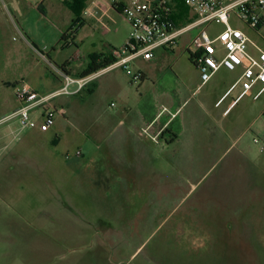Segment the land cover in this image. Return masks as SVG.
Wrapping results in <instances>:
<instances>
[{
    "label": "rangeland",
    "instance_id": "374dc122",
    "mask_svg": "<svg viewBox=\"0 0 264 264\" xmlns=\"http://www.w3.org/2000/svg\"><path fill=\"white\" fill-rule=\"evenodd\" d=\"M112 1L82 2L85 7L75 28L80 53L110 52L127 41L130 25ZM25 3L37 0H0V119L17 105L14 92L18 84L32 82L40 92L48 94L59 75L49 60L59 67L74 52L59 44L46 60L43 53L24 46V40L29 41L21 31L24 24L35 28L32 35L38 40L45 37L53 44L57 36L44 21L33 24L37 16ZM172 14L177 26L194 18L182 3L173 6ZM230 24L242 28L264 50V41L257 33L236 20H230ZM56 25L63 29L64 25ZM222 28L212 24L207 32L214 37ZM193 34H185L166 54L160 63L164 72L161 80L149 75L140 84L117 68L97 77L91 82L94 84L77 94L56 97L52 103L61 115L54 113L50 127L45 126L40 111L33 112L35 124L29 130L20 131L14 121L0 126V130H8V137L0 141V145H8L4 163H0V178L5 179L0 193V264H106V260L121 264L120 259L126 264H264V152L260 153L256 145L252 144L247 153L261 169L246 164L242 167L234 151L199 149L186 155L179 152V158L172 149L158 153L156 158L151 154L149 161H162L163 165L148 167L146 179L141 182L134 181L130 168L106 167L104 147L108 139L111 144L116 139L115 131L110 133L115 123L128 115L153 113L156 102L155 109L159 110L160 101H152L149 94L140 96L147 88L154 83L168 88L178 104L188 98L186 91L177 92L172 72L179 75L182 69V75L193 81L194 65L184 48ZM260 34L264 35V29ZM150 63L132 62L131 73H138L139 68H147ZM214 83L217 76L190 97L180 117L193 109L191 120L195 126L207 123L199 103ZM195 88L196 83L192 90ZM73 89L71 86L70 91ZM179 119L170 126L175 128ZM55 131L60 138L55 152L59 160L64 161L66 152L73 154L76 150L84 156L83 161L97 158L88 165L85 181L73 179L70 170L65 173L66 178L49 188L48 184L18 179L42 176L43 168L26 167L23 162L31 159L33 153L28 148L15 152V147L53 149L50 140ZM15 159L22 165L5 167ZM192 160L195 162L190 166L182 162ZM107 195L116 198L103 200ZM99 219H109L116 225L111 252L92 247L102 233Z\"/></svg>",
    "mask_w": 264,
    "mask_h": 264
},
{
    "label": "crops",
    "instance_id": "0c3cea01",
    "mask_svg": "<svg viewBox=\"0 0 264 264\" xmlns=\"http://www.w3.org/2000/svg\"><path fill=\"white\" fill-rule=\"evenodd\" d=\"M25 4L34 16H37V18H34L33 24L36 26V24L38 25V20L44 21L46 24L52 26L57 36L53 44L47 42L45 37H41L40 40H38V37L32 35V31L35 28H26L25 26L27 24H24L23 28L20 26L22 29L21 31L23 32L24 37L30 41L24 40V46L30 47L40 54H45L47 60L49 59L48 57L50 54L55 52V46L57 47L59 44L61 45V48H73L74 52L71 58L65 60L60 65L62 66L65 64L64 71L49 60L54 68L61 70L63 73H67L72 77H78V74L83 71L89 62V57L91 55L104 52L94 51L85 54L78 51V44L76 42L77 33L75 30L78 23H73L74 15L65 5L64 0H37V3ZM57 23L59 25H64L63 29H60L56 25ZM68 23H70V25H68ZM68 40L71 41V45L67 44L66 41ZM186 47H184L185 50ZM249 50L251 53H255L251 47H249ZM171 52L172 51H167L165 49H157L154 58L149 60L152 61V63L148 64L146 66L147 68H139L138 73L140 74V81L138 83H143L149 75L161 80L164 72L161 70L162 67L160 66V63L165 60L166 54ZM179 72V75L177 72H172L176 78L175 85L177 87V92L180 91L179 89H181L182 92L186 91L188 98H186L182 104H178L177 99L170 96L168 88L166 90L163 87L157 86V83H154L151 88H147L142 94H140V96L146 97L149 94L151 95L152 101H160L159 110L158 108L155 109L156 105H158V102H156L154 103L155 106L153 113L146 112L133 117L128 115V122L126 118H121L115 123V126H113V130L110 131V133L115 131L116 139H114L113 144H111V140L108 139V143L104 147V153H106V167L117 170H120L121 168H124V170L130 168L134 174L132 176V178L135 179L134 181L141 182L146 179L144 173L148 167L152 166V169H156L163 165L162 161H149V158L152 157V155L156 158L158 153L172 149L177 153L178 157L176 158H179V152L186 155L199 149L207 150V152L214 151L223 153L234 151L236 152V159L241 162L240 165L242 167L246 164L261 169V166L258 163H255L248 157L247 151L251 145L254 144L252 138L264 136V120H262V116L264 115V92L256 100L252 99V95L257 91V86L253 87L250 92L251 95H245L241 98H238L240 93L239 87L233 89L227 94L229 87L240 74V68H237L230 74L227 73L229 71L220 69L215 74V76H217V83L210 86L199 103L202 107V111L208 118V122H203L200 127H196L194 121L191 120L194 110L190 109V111L186 113V116L180 117V114L184 110L182 107L190 97L194 96L196 91L210 85V82L215 76L206 84L200 85L199 73L195 66L193 81L188 80V78L182 75V69ZM55 80L56 83L50 85L51 88L47 90V93H51L60 87L61 78L57 76V79ZM26 83L32 90L40 92L32 82ZM195 83L196 88L192 90ZM98 87L99 85L96 84L95 88ZM219 101L220 103L217 104ZM17 106L18 103L11 112L14 111ZM164 107L175 116L171 117L168 112L161 113V110ZM172 109H174L173 112L171 111ZM165 114L167 116H165ZM177 118L180 119L175 128H172L170 125ZM61 120H64V118ZM148 126H150V131L152 133H156L160 129L163 130L158 143H154L148 137L140 135L141 129ZM58 133V131H55L54 137L50 140V146H53V149H48L47 146L15 147V152H23L25 150L24 148H28L33 153L31 159L24 160L23 163L26 167L28 166L36 169L43 168L42 176H34L31 180L20 176L18 179L28 180V183L32 184H48L49 188V185L66 178L65 173H67V170H70L71 174H73V179H76L80 183L85 181V179L83 180V176L85 175V172H87L88 165L90 162L96 161L97 158H90L83 161L84 156L81 155L80 157H82V159L80 157L72 156V159L70 158V160H67L64 156V161H61L62 159L59 160L60 157L55 155V152H58L57 150L60 140ZM6 137H8V130L7 128H3L0 130V141ZM7 147V144L0 145V163H4V159L7 156ZM97 148H100V146L98 145ZM116 152H120V154L118 155ZM124 154H127V156L124 157ZM182 162L183 164L189 165L191 163L194 164L195 161ZM14 165L16 167L17 165L22 164L20 160L15 159L10 163H6L5 167L13 168ZM58 168L61 170L60 175H58ZM21 173L24 174V172ZM92 176H94L93 173ZM4 181L5 179L0 178V193ZM191 186L194 187V184H191ZM191 189L192 188H190L189 191H191ZM114 198H116V196L107 195L102 199L110 200ZM110 214V212H107V215ZM98 222V225L102 228V233L98 240L93 243L94 246L92 247L97 250L105 248L111 252L115 245L112 233L116 230V225L109 219H99ZM124 261L125 260L120 259L118 263L126 264L127 261H125V263ZM87 263V261L79 262V264ZM106 264L111 263L106 260Z\"/></svg>",
    "mask_w": 264,
    "mask_h": 264
},
{
    "label": "built area",
    "instance_id": "2783aa9c",
    "mask_svg": "<svg viewBox=\"0 0 264 264\" xmlns=\"http://www.w3.org/2000/svg\"><path fill=\"white\" fill-rule=\"evenodd\" d=\"M112 3L127 19L131 29L124 45L111 50L114 62L84 78L72 77L55 68L61 78V85L48 94L32 90L26 82L18 84L14 93L18 106L0 119V126L14 121L20 131L29 130L35 124L33 112L40 111V118L44 120L45 126L50 127L53 125L54 113L61 115L52 103L56 97L77 94L97 77L117 68L132 75V81L138 83L140 74L131 73L132 62L152 60L157 49L173 51L181 38L190 32L194 34L186 51L198 70L200 85L209 82L220 69L232 72L240 68V74L227 94L239 87L238 98H241L249 95L253 87L257 86V91L252 95V99L256 100L264 92V50L242 28L230 24V20H236L264 41V36L260 34L264 29V0H113ZM176 3H182L192 11L194 18L189 23L176 25L172 14ZM212 24L223 26L214 37L207 32V27ZM66 42L72 44L70 40ZM249 47L255 53H251ZM41 56L47 60L46 55ZM71 86H74L72 91ZM163 112L175 116L165 107L161 110ZM162 131L160 129L152 133L148 126L141 129L140 135L158 143ZM252 142L260 153L264 152V136L254 137ZM72 156L80 157L81 152L65 153L67 160Z\"/></svg>",
    "mask_w": 264,
    "mask_h": 264
},
{
    "label": "trees",
    "instance_id": "16d2710c",
    "mask_svg": "<svg viewBox=\"0 0 264 264\" xmlns=\"http://www.w3.org/2000/svg\"><path fill=\"white\" fill-rule=\"evenodd\" d=\"M85 1L86 0H64L65 5L74 15V19H73L74 24L80 23V15L85 7L82 4V2L84 3ZM113 7L117 11H119L115 6ZM188 54H189V59L191 60L190 53ZM113 62H114V58L111 55V51L107 53H104V52L95 53L89 57V62L87 63L83 71L78 74L77 78H84V77L90 76L93 73H96L97 71L109 66ZM64 67H65V64L62 66H59V68L63 71H64ZM162 133H161V136H162Z\"/></svg>",
    "mask_w": 264,
    "mask_h": 264
}]
</instances>
